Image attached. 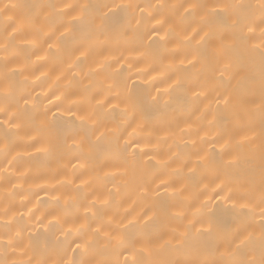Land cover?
Here are the masks:
<instances>
[{
    "label": "bare ground",
    "instance_id": "obj_1",
    "mask_svg": "<svg viewBox=\"0 0 264 264\" xmlns=\"http://www.w3.org/2000/svg\"><path fill=\"white\" fill-rule=\"evenodd\" d=\"M262 209L264 0H0V264H260Z\"/></svg>",
    "mask_w": 264,
    "mask_h": 264
},
{
    "label": "snow or ice",
    "instance_id": "obj_2",
    "mask_svg": "<svg viewBox=\"0 0 264 264\" xmlns=\"http://www.w3.org/2000/svg\"><path fill=\"white\" fill-rule=\"evenodd\" d=\"M208 35H209V33L205 32V37ZM202 39H204V37H202ZM261 215L264 216V209L261 210ZM77 247H79V246H77ZM238 264H255V262L254 261H240V262H238ZM260 264H264V259L261 260Z\"/></svg>",
    "mask_w": 264,
    "mask_h": 264
}]
</instances>
